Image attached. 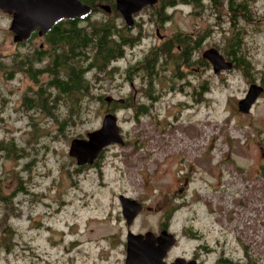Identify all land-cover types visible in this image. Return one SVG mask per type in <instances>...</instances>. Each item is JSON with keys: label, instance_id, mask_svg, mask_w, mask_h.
<instances>
[{"label": "rangeland", "instance_id": "1", "mask_svg": "<svg viewBox=\"0 0 264 264\" xmlns=\"http://www.w3.org/2000/svg\"><path fill=\"white\" fill-rule=\"evenodd\" d=\"M249 5L257 24L240 20L239 26L246 32L244 50L254 65L253 82L239 70L215 74L210 63L184 70L183 78L173 77V71L162 64L153 78L139 71L129 80L130 67L160 45L157 29L166 39L176 34L197 39L211 30L196 52L199 60L210 49L222 54L232 35L225 7L219 18L208 3L203 10L178 6L167 12L169 20L163 24L149 21L147 14L134 34L142 33L139 43L127 47L123 58L113 64L119 67L113 79L91 69L86 77L92 83L90 93L78 95L83 122L57 141L54 119L37 112L35 120L43 132L34 140L28 126L36 111H18L25 95L35 96L51 76L39 77L36 88L26 74L17 72L7 81L0 69V101L7 102L4 110L0 103V143L13 137L27 156L14 161L0 151V187L4 195L12 196L22 181L29 191L13 199L20 215L10 221L16 229L11 239L2 237L8 210L0 201V264H123L129 233L159 237L166 215L177 206L169 227L177 239L170 260H187L203 243L207 246L203 264H218L222 257L236 264H264V91L250 114L238 110L252 85L264 89V0H250ZM102 18L109 16L103 13ZM12 20L11 14L0 11L3 63H10L16 54L32 56L42 44L35 38L17 45L10 30ZM114 21L121 32L124 22ZM51 62L46 58L36 68L45 69ZM150 83L160 95L153 106L147 96ZM51 90L54 96L56 91ZM106 97L130 98L133 104L113 113L124 144L104 150L100 169L77 174L76 159L69 155L71 143L101 129ZM141 104L149 105L150 111L137 122L135 110ZM32 161L35 164L28 170ZM121 196L143 206L131 225L123 217ZM187 229L198 233L200 240L193 241Z\"/></svg>", "mask_w": 264, "mask_h": 264}, {"label": "trees", "instance_id": "2", "mask_svg": "<svg viewBox=\"0 0 264 264\" xmlns=\"http://www.w3.org/2000/svg\"><path fill=\"white\" fill-rule=\"evenodd\" d=\"M80 1L87 6H92V8H95L99 4L107 8L111 7L115 9L114 2H111V0ZM249 2L250 0H159L157 5L154 6L156 9L160 8V10L158 9L159 12H157L159 17H155L154 19L158 20L157 22L160 24H163L169 20L167 12L171 9H176L178 6H193L203 10L207 3L213 11L217 12V17L221 18V12L225 7L230 13L229 21L232 27V35L227 39L221 55L227 61L232 62L234 65L233 69L239 70L245 79L251 83L254 81V65L250 60L248 52L244 50V36L246 32L239 26L240 20L246 21L250 25L257 24L258 18L256 13L251 10ZM115 12L119 15L118 11ZM117 17L110 21L106 18L94 20L91 18V14H89L80 20H60L45 36L39 37L38 33L34 32L31 38L26 41L32 42L35 38L42 39V44L34 50L32 56L21 57V55L16 54L11 57L12 61L10 63L0 61V69L6 73L7 81L12 80L14 74L17 72L24 73L33 82V86L36 87V84L39 83V77L43 74H49L51 76V79L46 85L40 86L35 91V96L25 95L23 104L20 107L22 109L18 110L21 113L36 111L34 116H31L33 122L30 126L27 125L28 128L31 127L33 129L32 135L34 140L43 132V127L35 120L38 115L37 112L45 113L48 118L55 120L58 127V134L54 135V138L52 137L54 141L59 139V135L64 137L67 129L76 127L78 121L82 123L83 120L80 114L82 108L78 95L80 93L83 97L90 93L92 83L86 77L91 72V69L95 68V70L100 72H106V78L113 79L114 75L119 72V67H115L113 64L123 58L127 47H134L139 43V38L132 40L126 36L124 28L121 32L118 30V25L114 21ZM124 27L127 28L126 26ZM210 33L211 30H207L197 39L176 34L162 46L149 52L142 62L130 67L126 73L129 80L133 79L139 71L143 72L142 74L147 75V77L153 78L157 74L156 70L159 68V64H164L167 70L171 69L174 72H172L173 77L183 78L184 74H186L184 70L187 69L188 71L198 64L195 61L196 52ZM26 42L18 43L17 45L23 46ZM217 48L219 49V47ZM48 53L49 55L47 56ZM46 58H51V64L46 66L45 69L36 68V64L41 63ZM89 60L90 63L88 64ZM204 60L203 58L199 60L201 61L199 63L201 66H204L202 64ZM107 68L111 69L108 70ZM51 89L56 91L54 96ZM171 89L175 90V87H171ZM147 96L150 98L153 97L151 106L158 101L160 95L157 94L154 83L149 84ZM100 100L103 101V97H100ZM0 103L2 104V110H4V107L7 105L6 99H2ZM102 104L103 106H107L104 114H113L119 109L133 107L130 98L126 99L125 104H121L118 101L110 104ZM62 109H65L64 113ZM149 111V105H138L135 110V120L139 122L140 117L146 116L149 114ZM104 150L94 165L81 167L77 165L79 168L75 170V173L79 174L91 168L100 169L104 158ZM0 151L7 154L6 157L8 159L14 161L27 157L25 150L20 147L19 143L13 137L0 143ZM34 164L35 161H32L26 166L27 169L31 170V166ZM70 174L72 175L71 171ZM19 192L21 194H27L29 192L23 188L22 181H20L18 192L12 196L4 195L0 187V201L4 204L5 209L8 210L5 212L1 224L3 226L4 234L2 237L4 240L11 239L16 233V229H14L10 221L14 220V215H20L17 205L12 204L13 199L17 197ZM30 194L36 195L31 192ZM178 209L179 207L177 206L170 212H168L169 210L167 211L168 214L166 215L163 229H169L173 215ZM186 234L191 239H199L198 233H195L192 229H187ZM218 264L236 263L222 257Z\"/></svg>", "mask_w": 264, "mask_h": 264}, {"label": "water", "instance_id": "3", "mask_svg": "<svg viewBox=\"0 0 264 264\" xmlns=\"http://www.w3.org/2000/svg\"><path fill=\"white\" fill-rule=\"evenodd\" d=\"M159 0H116L117 8L126 24L133 27L134 15L146 7H154ZM0 11L13 16L10 30L14 34L16 44L27 41L32 34L39 30V37L45 36L53 26L63 19H77L89 14L90 8L80 0H0ZM213 68L215 74L233 70V63L227 61L216 49H210L203 54ZM264 89L252 85L245 99L238 104V110L243 114H250L253 106ZM107 103L115 100L107 97ZM121 104L125 101L121 100ZM118 118L115 114H107L101 129L87 134V139H75L70 146L69 155L76 159L79 167L94 165L104 149L112 144H124L120 133ZM122 214L128 225H131L143 206L137 201L120 197ZM177 239L167 231H162L159 237L152 233L134 235L129 233L127 238V264H164L163 260L168 251L174 247ZM174 264H197L177 259Z\"/></svg>", "mask_w": 264, "mask_h": 264}, {"label": "flooded vegetation", "instance_id": "4", "mask_svg": "<svg viewBox=\"0 0 264 264\" xmlns=\"http://www.w3.org/2000/svg\"><path fill=\"white\" fill-rule=\"evenodd\" d=\"M111 2H114V5H115V9H112L110 6V8H107V7H104V6H102V5H99V4H97V6L95 7V8H92V6H88L89 8H90V12H89V14H91V18L92 19H101L102 17H103V13H106L108 16H109V18L107 19V20H111L112 18H114V17H117V19H122V22H124V26H126L127 28H125L124 26H123V28H124V32H125V35L126 36H128L129 38H131L132 40H134V39H138L139 38V36L142 34L141 32H139L136 36H134V34H135V32H137L140 28H141V22H142V20H143V18H144V16L145 15H147L148 14V16L150 17L148 20L149 21H152V22H154V24H157V23H159V22H157L158 20H155L154 18L155 17H159V15H158V13L157 12H159L158 11V9L160 10V8H155V7H146V8H144L140 13H138V14H136V15H134L133 16V18H134V20H135V24H134V26L133 27H129L127 24H126V22H125V20H124V18H123V16L121 15V13L119 12V10H118V8H117V4H116V0H111ZM85 5V4H84ZM157 5V4H156ZM85 6H87V5H85ZM155 8V9H154ZM93 11V12H92ZM115 11H118V13H119V15H117L116 14V12ZM89 14H87V15H89ZM85 17V16H84ZM83 18V17H82ZM82 18H77L78 20H80V19H82ZM69 20V19H68ZM70 20H72V19H70ZM35 32H37V33H39V30H36ZM126 33H130V35H132V37H130L129 35H127ZM157 37H159V41L161 42L160 43V45H157L156 47H152L151 48V51L152 50H156V48H159L160 46H162L164 43H166L169 39H166L164 36H162L161 34H160V30L159 29H157ZM24 42H26V41H24ZM27 43V42H26ZM151 51H149V52H151ZM49 55V53L47 54V56ZM195 61H197V63L199 64L201 61H199V59H196ZM202 64L204 65V66H206V65H208L209 64V62L207 61V60H204V62H202ZM158 66H160V64L158 65ZM186 72H187V69L185 70ZM182 72H184V71H182ZM222 74V73H221ZM149 97V96H148ZM152 98L153 97H149V99H150V101H152ZM106 99V98H105ZM129 99V98H128ZM121 100H124L125 101V103H126V99H121ZM121 100H113L111 103H114V101H118V102H120ZM134 100H135V98H134ZM106 101V100H105ZM107 103V102H106ZM124 103V104H125ZM164 231H167L169 234H170V230L169 229H164ZM198 237H200L199 235H198ZM193 241L194 240H198V239H195V238H193L192 239ZM200 240V239H199ZM207 251V246H205L203 243H200L199 245H198V247H197V249H193V251L191 252V254H190V256L188 257V259L186 260L187 262H197V264H203L202 263V261H201V257H202V254L204 253V252H206ZM171 252H172V248L168 251V253H167V255H166V257L164 258V260H163V263L164 264H174V263H176V261H177V259H183V258H174L173 260H170L169 259V257H170V255H171ZM123 264H127L126 263V260L123 262Z\"/></svg>", "mask_w": 264, "mask_h": 264}]
</instances>
